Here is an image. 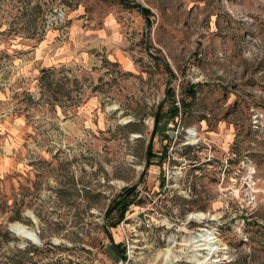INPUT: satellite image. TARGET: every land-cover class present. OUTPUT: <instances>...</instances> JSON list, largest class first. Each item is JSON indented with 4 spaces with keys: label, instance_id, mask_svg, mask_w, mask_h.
Wrapping results in <instances>:
<instances>
[{
    "label": "rangeland",
    "instance_id": "rangeland-1",
    "mask_svg": "<svg viewBox=\"0 0 264 264\" xmlns=\"http://www.w3.org/2000/svg\"><path fill=\"white\" fill-rule=\"evenodd\" d=\"M0 264H264V0H0Z\"/></svg>",
    "mask_w": 264,
    "mask_h": 264
},
{
    "label": "bare ground",
    "instance_id": "bare-ground-1",
    "mask_svg": "<svg viewBox=\"0 0 264 264\" xmlns=\"http://www.w3.org/2000/svg\"><path fill=\"white\" fill-rule=\"evenodd\" d=\"M191 138H195L197 136V134L195 133L194 130L191 131ZM190 218H193L195 220H198L199 222H203L205 221L208 217L205 216L204 214H200V215H196V216H191ZM216 218V217H215ZM13 231L18 235L21 236L25 239H28L34 243H38L39 239L38 236L35 232L28 230L25 226L23 225H14L12 226ZM191 240L195 243L197 240H199V242H204V247L205 250L208 251H213L214 249V245L216 244V242L214 241L215 238L213 237V234L207 231H202V233L200 235H198L197 237H192ZM165 260L167 262H176L179 261L178 258L174 257L173 254H171V252H168L165 255Z\"/></svg>",
    "mask_w": 264,
    "mask_h": 264
},
{
    "label": "trees",
    "instance_id": "trees-1",
    "mask_svg": "<svg viewBox=\"0 0 264 264\" xmlns=\"http://www.w3.org/2000/svg\"><path fill=\"white\" fill-rule=\"evenodd\" d=\"M141 12H142V14L145 16V17H148L149 16V11L147 10V9H141ZM190 92L192 93V94H195V90L194 89H192V90H190ZM122 201H118L117 203V207H119V209H120V207L122 206V209L120 210V213L123 215V212H124V210H125V208H126V205L124 206V204L122 205V203H121ZM121 215V216H122Z\"/></svg>",
    "mask_w": 264,
    "mask_h": 264
}]
</instances>
